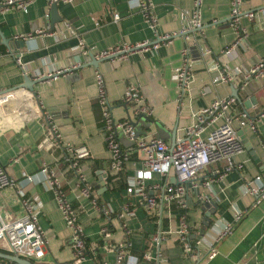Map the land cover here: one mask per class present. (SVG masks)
<instances>
[{
    "label": "crops",
    "instance_id": "obj_1",
    "mask_svg": "<svg viewBox=\"0 0 264 264\" xmlns=\"http://www.w3.org/2000/svg\"><path fill=\"white\" fill-rule=\"evenodd\" d=\"M138 1L59 3L57 16L61 23L68 22L73 29L72 34L64 33L61 38L48 33L37 34L41 30L49 31L48 0H33L26 13L19 10L0 13V92L19 88L25 75L32 79L37 73L71 68L72 71L54 80L36 83L34 93L43 111L58 127L63 142L88 150L89 155L80 165L92 188L91 200L97 203V207H93L90 199L80 195L63 148L48 140V125L37 111L30 118H20L12 108L8 112L0 109V164L15 182L21 181L23 174L40 178L41 168H52L67 200L78 209L84 230L86 257L75 263L70 246L71 232L53 192L42 183L26 185L25 194L42 204L39 226L47 238V250L38 264H114V250L104 247L113 248L124 241L129 245L127 251L131 256L124 264H264V198L257 200L245 192L254 184L255 177L260 176L264 181V115L255 133L242 130L246 148L243 145L244 152L235 158L236 163L243 165L241 171L231 170L219 178L224 163L207 167L195 181L198 191L196 187L187 188L188 207L184 212L175 207L167 208L162 199L163 190H155L157 209L148 216L139 205V198L127 195L125 190L124 180L141 168V154L132 150L122 176L113 178L109 174L110 153L95 84V72L99 71L114 121H129L138 136L160 138L171 145L173 133L176 140L180 130L193 123L194 113L208 107L215 99L231 97L234 86L213 82L216 72L209 71L213 65L228 72L234 69L243 72L264 55V0H242L241 10L254 12L255 18L241 17L240 25L247 32V49L236 51L231 57L221 56L235 38L228 21L230 0L202 1L201 28L190 33L193 82L184 93L172 78L185 47L182 36L161 44L151 53H132L121 61L97 60L100 61L97 67L73 69L74 65L91 63L89 57L75 50L79 41L86 48L102 51L118 44L154 41L156 35L178 33L188 26L194 0H154L155 32L142 18ZM115 14L119 15L117 22L113 21ZM61 23H56L53 30ZM20 35H31L32 39L16 40L15 36ZM11 53L20 55L25 72L14 62ZM129 82L138 86L143 104L152 109L150 118L135 116L133 105L123 102ZM238 94L243 103L253 100L254 106L249 109L252 115L264 114V80L251 82L245 92ZM119 141L123 148L131 147L122 134ZM158 180L159 177L154 176L150 184ZM206 180L213 182L207 187L202 184ZM126 207L134 215L121 218ZM237 212H243V217L232 232L216 244L212 259L206 257L207 241L195 249L198 258L184 255L175 234L182 213L190 238L195 241L202 237L210 239L214 232L211 229L233 223ZM0 214L7 219L22 214L13 188L0 191ZM103 228L109 232L107 238L101 233ZM159 235V240L155 241L154 237ZM146 253L150 260L144 258Z\"/></svg>",
    "mask_w": 264,
    "mask_h": 264
},
{
    "label": "built area",
    "instance_id": "obj_2",
    "mask_svg": "<svg viewBox=\"0 0 264 264\" xmlns=\"http://www.w3.org/2000/svg\"><path fill=\"white\" fill-rule=\"evenodd\" d=\"M33 0H2L0 2V13L3 14L10 10H19L27 12L29 5ZM75 0H48V7L52 3H72ZM203 0L193 1V11L188 21V26L175 34L156 35L154 41H143L137 44H118L109 49L94 51L86 48L82 41H79L75 50L79 54L89 57L93 56L96 60H126L132 53H151L161 44L171 42L172 38L182 36L185 41V47L181 51L180 65L174 69L173 81L180 88L181 93L186 92L193 82L192 61L189 58L190 33L198 31L201 28L199 10ZM229 24L234 31V41L226 47L221 56H234L236 51H245L247 49V32L240 25L241 17L248 20L255 18L254 12H243L241 10L242 0H230L229 3ZM138 10L142 15L147 26L155 32L156 18L154 15V0H139ZM48 13L45 17L48 18ZM119 15H113V21L117 22ZM48 33L55 38H61L64 33H73V29L68 22H63L56 30H41L37 34ZM16 40L32 39L31 35L15 36ZM205 50V49H204ZM204 52H207L206 50ZM14 62L25 72L26 66L21 62L18 53L10 54ZM81 64L73 66L78 69ZM72 71L69 69H57L48 73H37L32 76L33 81L54 80L62 74ZM209 71L216 72L214 83H225L234 86L238 93H243L253 81L264 80V55L250 68L245 71L234 69L228 72L213 65ZM95 84L98 88L97 100L102 109L103 133L107 149L110 153L109 174L113 178L122 176L126 162L130 159L132 150L137 151L142 156L141 168L138 169L133 177L123 179L126 185V193L129 196H137L139 205L144 209L148 216H152L157 209L155 190H163L162 199L167 208L175 207L184 212L188 207L187 188L198 187L196 179L203 171L213 165L224 163L223 172L219 174L222 178L231 170L241 171L243 165L236 163L235 158L244 152V146L238 131L247 129L253 133L256 132L263 113L251 114L249 110L243 107V101L228 97L224 99H215L210 105L192 115L193 123L180 130L179 137L174 145H168L160 138L149 136H138L129 121L116 122L113 120L111 110L106 99L103 79L99 71L95 72ZM123 102L132 104L135 116L150 118L153 114L151 108L143 104V96L138 86L129 82L123 93ZM12 111L20 118H30L37 111L43 117L49 128V137L54 144H59L65 154V161L70 170L77 179L76 187L80 195L91 200V186L86 181L83 174L80 161L89 155L88 150L82 146H74L63 142L62 134L51 117L42 109V105L35 96L23 88H14L0 92V109L3 112ZM119 134L126 137L130 143V148H123L119 141ZM40 178L33 175L23 174L21 181L15 182L4 166L0 164V191L13 188L18 196L21 205L22 214L14 219H5L0 214V241L5 245L1 253L15 255L32 264H38L39 260L44 257L47 250V238L39 226V215L42 211V204L32 201L25 194L26 185L42 183L50 189L55 201L59 207L62 218L71 232L70 246L73 252L75 263L80 262L86 257V244L82 224L79 222V211L66 198L60 180L56 172L44 166L39 171ZM154 176H158V182L150 184ZM172 180H174L172 182ZM213 180H206L202 184L210 186ZM187 183H191L187 187ZM246 193L251 194L257 200L264 198V181L260 176L255 177L254 184L248 186ZM91 205L97 207L95 200H91ZM107 214V213H106ZM179 218V228L175 231L178 243L186 257L198 258L195 249L207 241L208 253L206 257L212 259L216 254V244L225 236L229 235L234 225L241 220L243 212H237L233 223H225L211 230L214 232L210 239L202 237L192 241L190 232L186 223L185 214ZM133 211L126 207L120 214V217H132ZM103 237H108L107 228L101 231ZM128 233V232H127ZM159 236L154 240L158 241ZM128 243L124 241L118 246L109 248L113 249L116 254L114 264H124L125 259L131 256L127 251ZM160 257V254H159ZM144 258L150 260L151 257L146 253ZM0 264H12L0 259Z\"/></svg>",
    "mask_w": 264,
    "mask_h": 264
},
{
    "label": "water",
    "instance_id": "obj_3",
    "mask_svg": "<svg viewBox=\"0 0 264 264\" xmlns=\"http://www.w3.org/2000/svg\"><path fill=\"white\" fill-rule=\"evenodd\" d=\"M58 4L59 3H52V4L49 5V7H50V14H51V21H50V25H49V31H52L53 30V28H54V26H55L56 23H61V19L57 16V13H56V11H57V5ZM193 32L195 33L197 31H193ZM21 44L22 43H20V45ZM89 58L91 59V63L83 64V65H81V67H84V66H94V67H97L98 64L101 61V60L100 61L95 60L93 58V56H89ZM23 80L24 81H23L22 85L19 86V88H23V89H26V90H28L30 92H34V85L36 83H38V82H43L44 80H46V78H43L42 80H39V81H33L29 76L25 75V77H24ZM231 96L233 98L237 99L238 101L240 100V96L238 94V90L235 87H232V94H231ZM243 106H244V108L246 110H249L252 106H254L253 100H250L248 102L243 103ZM139 117L140 118H144L143 116H139ZM238 135L241 138L242 144L245 146V139H244L243 131H238ZM174 142H175V134L173 133L171 146L174 145ZM245 148H246V146H245ZM173 181L174 180H172V182ZM190 185H191V183H187V187H190ZM197 191H198V189H197ZM0 259L1 260H4V261H7L9 263H12V264H32L29 261L23 260V259L15 256V255H9V254H5V253H1V252H0Z\"/></svg>",
    "mask_w": 264,
    "mask_h": 264
},
{
    "label": "rangeland",
    "instance_id": "obj_4",
    "mask_svg": "<svg viewBox=\"0 0 264 264\" xmlns=\"http://www.w3.org/2000/svg\"><path fill=\"white\" fill-rule=\"evenodd\" d=\"M4 218L7 219L8 217L7 216H4ZM4 245H5V242L4 241H0V249L3 250Z\"/></svg>",
    "mask_w": 264,
    "mask_h": 264
},
{
    "label": "trees",
    "instance_id": "obj_5",
    "mask_svg": "<svg viewBox=\"0 0 264 264\" xmlns=\"http://www.w3.org/2000/svg\"><path fill=\"white\" fill-rule=\"evenodd\" d=\"M120 188H123L122 186H120ZM1 252V251H0Z\"/></svg>",
    "mask_w": 264,
    "mask_h": 264
}]
</instances>
